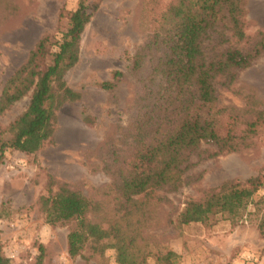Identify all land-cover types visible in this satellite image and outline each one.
I'll list each match as a JSON object with an SVG mask.
<instances>
[{"label":"rangeland","instance_id":"374dc122","mask_svg":"<svg viewBox=\"0 0 264 264\" xmlns=\"http://www.w3.org/2000/svg\"><path fill=\"white\" fill-rule=\"evenodd\" d=\"M79 1L0 0V91L42 35L57 36L63 30L66 13L77 9ZM174 1L99 0L82 33L78 63L65 75L67 86L81 98L56 112L52 139L36 153L3 149L0 247L9 264H35L40 245L45 252L43 264H117L111 248L102 253L87 248L81 255L69 257L66 236L74 223L49 226L38 210V200L49 188L55 192L66 184L101 202L100 208L110 202L106 187L110 178L104 166L111 150L128 156L132 144L125 132L150 101L149 96L144 99L146 90L166 86L153 72L165 49L153 41L161 33L163 12ZM242 3L245 41L252 44L254 35L264 31V0ZM223 34L227 36L224 29L219 35L212 34L207 45L221 43ZM115 72L121 76L114 79ZM219 81L218 108L213 111L217 127L225 134L230 125L231 133L240 138L238 149L212 158L204 153L194 156V166L185 172L178 191L139 197L141 206L130 221L138 226V257H146V264H162L158 258L168 251L176 255L173 264L264 263V122L254 132L244 134L246 122L264 110V53L249 68L239 71L230 86L224 87ZM106 82L114 84L112 90L99 87ZM27 103L28 97H24L3 112L0 128L20 115ZM84 118L91 122H84ZM200 150L213 153L216 147L203 143ZM254 177L262 184L240 219L218 215L207 224H177L185 201L202 200L211 189L225 183L243 184ZM109 208L97 218L103 227L107 223L102 217H114Z\"/></svg>","mask_w":264,"mask_h":264},{"label":"trees","instance_id":"16d2710c","mask_svg":"<svg viewBox=\"0 0 264 264\" xmlns=\"http://www.w3.org/2000/svg\"><path fill=\"white\" fill-rule=\"evenodd\" d=\"M98 1L89 4L79 1L77 9L66 13L63 30L57 36L42 35L4 82L0 91V116L24 97H28V103L7 127L0 128V161L4 148L25 155L39 151L52 139L56 112L81 98L67 86L65 75L78 63L81 36L98 8ZM242 2L175 0L163 12L161 33L153 42L165 51L156 61L153 72L160 75L166 86L146 90L144 99L149 96L150 101L142 106L130 123L131 129L125 132L132 144L128 156L124 157L115 148L111 150L112 155L104 166L110 178L106 186L110 202L101 209V202L66 184L55 192L49 188L38 200V210L49 226L74 223L66 236L69 257L81 255L87 248L98 253L111 248L117 264H146V257H138V226L130 221L141 206L139 197L178 191L185 172L194 166L191 160L194 156L204 153L205 157L212 158L237 151L240 138L231 133L230 125L229 131L222 134L213 111L219 101L216 81L220 80L224 87L230 86L239 71L249 68L264 53V31L259 30L254 35L252 44L245 41ZM222 29L227 36L223 34L221 43L207 45L210 36L221 34ZM246 44L249 46L245 47ZM134 65L138 66V62ZM120 76L119 72L113 74L114 79ZM159 84L161 86V82ZM99 87L112 90L114 84L100 83ZM255 116L246 122L244 134L254 132L255 127L264 122V110L257 111ZM84 122L91 121L84 118ZM203 143L215 146L216 150L202 152ZM261 184L254 177L243 184L225 183L211 189L202 200L185 201L176 222L179 226L207 224L218 215L240 219ZM105 207H110L114 217H102L107 223L103 227L97 218ZM44 257L40 245L35 264H43ZM175 258L176 255L168 251L158 261L173 264ZM0 264H9L1 247Z\"/></svg>","mask_w":264,"mask_h":264}]
</instances>
